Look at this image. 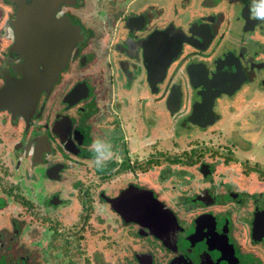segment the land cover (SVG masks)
Returning a JSON list of instances; mask_svg holds the SVG:
<instances>
[{"label": "flooded vegetation", "instance_id": "obj_1", "mask_svg": "<svg viewBox=\"0 0 264 264\" xmlns=\"http://www.w3.org/2000/svg\"><path fill=\"white\" fill-rule=\"evenodd\" d=\"M260 6L0 0V264H264V167L250 142L236 146L237 169L208 160L172 167L180 162L166 150L178 126L213 132L223 102L264 85ZM69 41L58 70L45 57ZM171 124L178 130L167 138ZM73 169L74 215L69 191L48 184L69 187ZM37 177L44 189L32 186ZM112 180L123 185H104Z\"/></svg>", "mask_w": 264, "mask_h": 264}, {"label": "rangeland", "instance_id": "obj_2", "mask_svg": "<svg viewBox=\"0 0 264 264\" xmlns=\"http://www.w3.org/2000/svg\"><path fill=\"white\" fill-rule=\"evenodd\" d=\"M252 34L253 33H251L250 35ZM262 40L264 39L262 38ZM246 43L249 51L251 52L259 49L258 45L254 46L255 44L251 43L249 40H247ZM261 74L264 78V70L261 71ZM230 98L231 96H228V99ZM218 113L220 115V120L218 121L216 129L213 130V132L210 131V133H208L209 131L206 127L203 128L201 132L196 131L192 134H186L184 133L186 131V128L182 125L178 126L179 130L182 131L181 138H175V140H173L175 141L174 143L171 141L173 144H171V142L166 143V150L172 151L169 153V156L173 157L174 159L180 162L179 164L173 163L172 167L185 166L188 164L187 160H192L194 161V163L203 160H208L214 163L217 167H235L237 169L238 167H241L240 161L241 157H243V153L236 146L237 144L247 145V143H245L244 141L250 142V149L248 151L249 155H254L258 163H260L261 167H264V85L261 84L259 87L251 88L250 90L247 88L241 89L230 100L223 102V105L219 106ZM169 119L167 117L166 123L169 122ZM171 120L174 119L172 118ZM168 125L169 123L167 124V127H169ZM178 127L173 126L171 124L172 129L171 131L167 130V138H170L172 130L175 129L177 131ZM210 136L212 139L210 138ZM192 137H196V143H191L189 141V138L191 139ZM243 137L246 140H243ZM226 138L229 139L227 143H235V146L232 147V157L228 155L229 151L222 149V143L226 140ZM218 143L221 146L218 145ZM191 147L197 150L202 149V153L200 151L198 152V154L196 152L193 153V156L197 157V159L188 156L187 150H189ZM213 150L214 153L211 154L210 152ZM167 160L170 161V159ZM157 169L158 167H154V169H149L146 176H149V178L152 179V174H156ZM72 173L74 177L70 178L69 187H66V185H64L65 183H63L62 181L54 180L48 183L50 186L49 191H52V189H54L55 191L59 192L62 197L64 196V191H69V196H72L71 198L68 196L69 199H76L81 193V189L77 186L72 185V180L77 178L76 175L78 174V172L73 169ZM37 181V183L35 181H32V186L36 189H44L46 185L40 182V178L37 177ZM19 183L21 182L15 183L13 186H16L17 184L19 185ZM107 184L108 186L115 187V189L123 185L122 182H113V180L104 183V185ZM89 190L91 194L95 195L97 187L91 186ZM105 191L107 194H110L108 189H106ZM43 192L44 191L40 190L36 191L38 197L41 196ZM74 201L70 204L69 209L70 214L73 215L74 212H78L80 210L79 204L76 203V200ZM95 212H99V208L97 206ZM67 221L68 219L66 220V223ZM97 227L98 225L95 228ZM101 227L104 226L101 225ZM237 254L240 257H243V259H245L246 261H248V258L245 253L241 254L239 249L237 250Z\"/></svg>", "mask_w": 264, "mask_h": 264}, {"label": "water", "instance_id": "obj_3", "mask_svg": "<svg viewBox=\"0 0 264 264\" xmlns=\"http://www.w3.org/2000/svg\"><path fill=\"white\" fill-rule=\"evenodd\" d=\"M53 44H55V43H53ZM71 48H72V42L71 41L66 42V43H64V51H62L61 53H57L56 55L53 56V58H50V57L46 56L45 59L52 61L53 62V65H56L57 66V69L59 70L60 67L64 64V62L67 59H69L70 54H71ZM180 49H181V43L179 42V44L177 45V47L175 48V50L173 52V55L176 54V52H178ZM46 52H47V49H45V55L48 53V52L47 53ZM170 59H171V57H168L167 58V62L164 63L163 68L166 67V63L168 64V62L170 61ZM212 100H213V97L208 98V99L207 98L206 99L204 98V100H203L204 101V105H202V108L203 109H206V107L210 108L209 105H210V102H212ZM118 198L122 199V195H121V197H118ZM118 198H117V201L119 202L120 199H118ZM127 201L128 202L126 204L128 205L129 203H131L132 200H131V198H128ZM148 222L151 223V221H148Z\"/></svg>", "mask_w": 264, "mask_h": 264}, {"label": "clouds", "instance_id": "obj_4", "mask_svg": "<svg viewBox=\"0 0 264 264\" xmlns=\"http://www.w3.org/2000/svg\"><path fill=\"white\" fill-rule=\"evenodd\" d=\"M260 7L255 9L254 18L257 20L264 19V0H260ZM252 10L250 9V15Z\"/></svg>", "mask_w": 264, "mask_h": 264}, {"label": "trees", "instance_id": "obj_5", "mask_svg": "<svg viewBox=\"0 0 264 264\" xmlns=\"http://www.w3.org/2000/svg\"><path fill=\"white\" fill-rule=\"evenodd\" d=\"M187 162L190 163V164H191V163H194V161H192V160H191V161H190V160H187Z\"/></svg>", "mask_w": 264, "mask_h": 264}]
</instances>
